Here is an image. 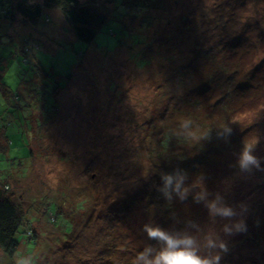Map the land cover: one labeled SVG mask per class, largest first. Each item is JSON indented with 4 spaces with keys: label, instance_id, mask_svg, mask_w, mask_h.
Wrapping results in <instances>:
<instances>
[{
    "label": "rangeland",
    "instance_id": "obj_1",
    "mask_svg": "<svg viewBox=\"0 0 264 264\" xmlns=\"http://www.w3.org/2000/svg\"><path fill=\"white\" fill-rule=\"evenodd\" d=\"M93 1L107 18L87 44L57 9L27 26L0 0V82L16 94H0V179L36 240L20 230L25 253L0 249V264H144L163 247L151 227L209 264H264V0ZM201 153L173 165L154 201L172 206L150 225L152 175Z\"/></svg>",
    "mask_w": 264,
    "mask_h": 264
},
{
    "label": "trees",
    "instance_id": "obj_2",
    "mask_svg": "<svg viewBox=\"0 0 264 264\" xmlns=\"http://www.w3.org/2000/svg\"><path fill=\"white\" fill-rule=\"evenodd\" d=\"M90 1L91 2L89 3L82 0H3V3L6 2L7 4L3 8L2 17L8 19L12 23L19 21L24 25L35 27L44 14V11L50 13L51 11L57 9L64 15L68 24L72 26V30L76 39L89 44L94 39L97 29L106 21L107 18L106 13L101 10L102 1H99L98 4L93 0ZM36 47L37 46L32 47V50H34V48ZM82 60L83 55L80 56L79 67H83L81 65ZM221 70L222 72L227 73L232 72L227 66L222 67ZM231 74H235V72H232ZM203 90H205V88L201 89L200 91ZM1 93H3L4 95L10 93V96L13 97L16 95L9 89L4 88L0 82V94ZM5 103L1 105V107H4ZM0 116L1 119L4 118L2 113H0ZM236 124L237 123L230 127V130L232 131H228L226 133L227 135L233 133V131L235 130L233 128H235ZM206 132H209V129H206ZM216 134L218 136H222V134L220 133ZM2 140L5 141L6 144L2 142V145H0V154L3 152L6 153L7 149L6 130L4 127L0 126V142ZM242 141L235 144L233 147H243ZM231 154V151L227 153L226 157L222 160V165H215V169L217 172L219 171V169L220 172H222L224 168L225 170L228 169L229 165L233 161V158H231ZM204 156L205 155L201 153L194 155L193 157H188L184 160L177 159L176 161L170 162L168 164H163L160 168L161 170L155 172L152 175V177H154V179L151 180L153 186L149 189V191L147 190L149 193L148 201L146 202V208L154 206L155 204L156 215H153L148 219L150 225L152 223H157L158 221H163L167 216L166 211L170 206H172L162 203L161 201H159V203H155L154 201L157 199H162V192L166 190V188H164L165 178L170 177L174 173L173 171H170L174 169L175 166L173 165L175 164L176 166H178L179 170L188 171L191 170V168L195 167V163L199 161V158H202ZM216 161L217 160H215V162ZM183 191L186 192V197L192 198L194 195H196L187 187L183 189ZM204 195L206 194L204 193ZM263 201H258V204H261ZM161 207L164 208L163 211ZM200 209L201 212H203L205 207L202 206ZM147 211L149 210H146L145 212ZM25 213L26 210H24L19 201L16 200V197H14L12 193H9L5 186L2 187V180L0 179V249L2 251V254L6 256L7 260L9 257L10 260L14 263H18L20 261V255L22 256L25 253V251L23 252L21 247L22 241L18 237V233H20V230L25 235L26 243H36L34 234L32 232L34 230L29 226V223L27 224ZM170 215L171 214H169L168 217ZM215 217L216 216H208L207 218L211 219ZM167 220L168 219H166L165 221ZM253 221L255 222V227H257L258 230L261 224V218H259V220L255 218L253 219ZM243 230L245 231V237H247L248 240L254 239V237L258 234L257 230L252 231L251 229H246L245 227H243ZM239 242L243 243L242 240H240ZM102 258L104 259L105 257L102 256Z\"/></svg>",
    "mask_w": 264,
    "mask_h": 264
},
{
    "label": "clouds",
    "instance_id": "obj_3",
    "mask_svg": "<svg viewBox=\"0 0 264 264\" xmlns=\"http://www.w3.org/2000/svg\"><path fill=\"white\" fill-rule=\"evenodd\" d=\"M244 159H251L247 152L244 154ZM171 183V177H166L165 184L169 185ZM175 190H179V184L175 186ZM179 194L181 199H183L185 193L180 192ZM209 207L214 211H220L224 216H230L232 214L227 208L217 210L212 205ZM146 231L150 239L160 242L163 247L151 259L148 258V253L151 250L141 253L138 260H142L144 264H209L207 259L201 258L196 254L195 250L191 247L193 242L190 238L180 239L173 237L158 227L147 228Z\"/></svg>",
    "mask_w": 264,
    "mask_h": 264
}]
</instances>
